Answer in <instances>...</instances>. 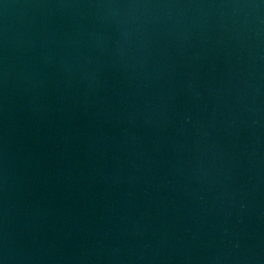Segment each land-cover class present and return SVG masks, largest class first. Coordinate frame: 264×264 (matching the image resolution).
<instances>
[{
	"label": "water",
	"instance_id": "1",
	"mask_svg": "<svg viewBox=\"0 0 264 264\" xmlns=\"http://www.w3.org/2000/svg\"><path fill=\"white\" fill-rule=\"evenodd\" d=\"M0 264H264V0H0Z\"/></svg>",
	"mask_w": 264,
	"mask_h": 264
}]
</instances>
